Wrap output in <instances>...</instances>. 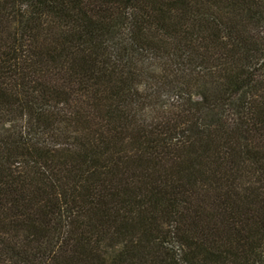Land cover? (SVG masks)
<instances>
[{
    "label": "trees",
    "instance_id": "trees-1",
    "mask_svg": "<svg viewBox=\"0 0 264 264\" xmlns=\"http://www.w3.org/2000/svg\"><path fill=\"white\" fill-rule=\"evenodd\" d=\"M0 264H264V0H0Z\"/></svg>",
    "mask_w": 264,
    "mask_h": 264
}]
</instances>
